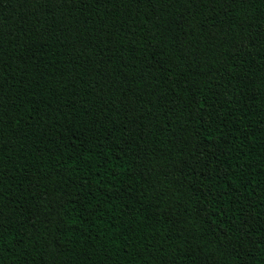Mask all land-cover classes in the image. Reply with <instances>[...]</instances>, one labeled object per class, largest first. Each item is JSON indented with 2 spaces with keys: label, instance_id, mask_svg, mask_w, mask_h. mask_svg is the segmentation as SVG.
<instances>
[{
  "label": "trees",
  "instance_id": "16d2710c",
  "mask_svg": "<svg viewBox=\"0 0 264 264\" xmlns=\"http://www.w3.org/2000/svg\"><path fill=\"white\" fill-rule=\"evenodd\" d=\"M0 264H264V0H0Z\"/></svg>",
  "mask_w": 264,
  "mask_h": 264
}]
</instances>
